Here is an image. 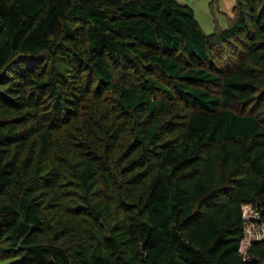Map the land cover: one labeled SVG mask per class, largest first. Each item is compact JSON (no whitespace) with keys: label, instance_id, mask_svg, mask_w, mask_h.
Masks as SVG:
<instances>
[{"label":"trees","instance_id":"obj_1","mask_svg":"<svg viewBox=\"0 0 264 264\" xmlns=\"http://www.w3.org/2000/svg\"><path fill=\"white\" fill-rule=\"evenodd\" d=\"M256 1L205 34L178 0H0V264H264Z\"/></svg>","mask_w":264,"mask_h":264},{"label":"rangeland","instance_id":"obj_2","mask_svg":"<svg viewBox=\"0 0 264 264\" xmlns=\"http://www.w3.org/2000/svg\"><path fill=\"white\" fill-rule=\"evenodd\" d=\"M180 4L189 6L194 13L195 19L199 23L201 30L205 34H211L215 30L224 29L230 24L231 19H235L237 11L233 9L234 0H178ZM255 0V4H256ZM231 18V19H230ZM238 48L235 43L226 44L220 48L214 49V56L217 58V64L225 67L234 66L238 57L242 55V45ZM61 66H65L66 63L62 59H58ZM264 106V96L257 101L253 102L247 107L237 106L236 110L244 113L250 111H257ZM68 206L69 212H72L74 203ZM244 217V238L240 244L241 253L246 256L247 249L254 241H259L264 238V228L259 222V215L256 212L254 206H243ZM51 222L44 234L49 240L56 239L54 237L57 228L53 226ZM58 236V234H57Z\"/></svg>","mask_w":264,"mask_h":264}]
</instances>
